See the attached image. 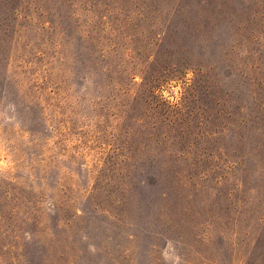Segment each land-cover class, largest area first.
<instances>
[{
	"label": "rangeland",
	"instance_id": "obj_1",
	"mask_svg": "<svg viewBox=\"0 0 264 264\" xmlns=\"http://www.w3.org/2000/svg\"><path fill=\"white\" fill-rule=\"evenodd\" d=\"M0 264H264V0H0Z\"/></svg>",
	"mask_w": 264,
	"mask_h": 264
}]
</instances>
